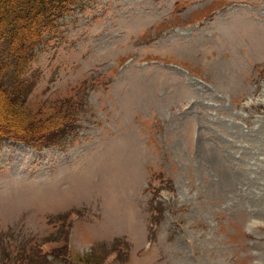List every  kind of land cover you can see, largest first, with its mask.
<instances>
[{"label":"rangeland","instance_id":"374dc122","mask_svg":"<svg viewBox=\"0 0 264 264\" xmlns=\"http://www.w3.org/2000/svg\"><path fill=\"white\" fill-rule=\"evenodd\" d=\"M60 22L28 106L75 128L0 134V264H264V0H81Z\"/></svg>","mask_w":264,"mask_h":264},{"label":"trees","instance_id":"16d2710c","mask_svg":"<svg viewBox=\"0 0 264 264\" xmlns=\"http://www.w3.org/2000/svg\"><path fill=\"white\" fill-rule=\"evenodd\" d=\"M79 2L81 0H0L1 135L23 142H43L46 146H52L75 128L77 109L74 107L67 114L60 115L61 117L57 115V120L48 117L43 121L39 112L30 110L28 100L38 81L36 72L31 68L36 47L51 38L62 37L63 25L60 19ZM43 126L42 133L40 131V135L35 136L33 129ZM165 179H168L166 173L160 172L150 182L149 188L156 193L155 196L160 193L161 183ZM151 209L153 222L159 224L161 219L154 213L163 214L162 202L158 200L156 206L152 201ZM90 263L92 262H85Z\"/></svg>","mask_w":264,"mask_h":264}]
</instances>
